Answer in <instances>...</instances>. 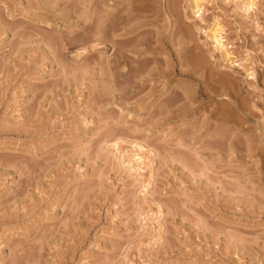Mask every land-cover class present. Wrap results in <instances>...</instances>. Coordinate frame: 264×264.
Returning a JSON list of instances; mask_svg holds the SVG:
<instances>
[{"label": "rangeland", "instance_id": "rangeland-1", "mask_svg": "<svg viewBox=\"0 0 264 264\" xmlns=\"http://www.w3.org/2000/svg\"><path fill=\"white\" fill-rule=\"evenodd\" d=\"M13 1L0 264H264V0H38L31 37ZM216 16L252 78L204 40Z\"/></svg>", "mask_w": 264, "mask_h": 264}, {"label": "bare ground", "instance_id": "bare-ground-1", "mask_svg": "<svg viewBox=\"0 0 264 264\" xmlns=\"http://www.w3.org/2000/svg\"><path fill=\"white\" fill-rule=\"evenodd\" d=\"M18 1V0H17ZM37 1L38 0H19V2H20V4H22L23 2H25V5L27 6V8H28V10L30 9V13H29V16L30 17H28V19H27V17L26 16H22L23 18H26L27 20H25L24 19V21H23V23H21V21L22 20H18V18L16 19V18H13L12 20H11V18H9L10 19V22H11V24H12V26L14 25V28H16V25H15V21H19V24H24L25 25V23H26V21H27V23L29 24L30 23V31L29 30H26V31H29V32H31V30H33V29H35L34 28V26L36 27V28H38L37 26L39 25L38 23V21H39V19L37 20V19H35L37 16L35 15V11H36V9H37V7H38V5L36 4L37 3ZM133 1V0H132ZM131 1V2H132ZM200 1L201 0H189V4H190V11H192V13L194 14L193 16L194 17H196V18H200L201 19V13H202V6H201V3H200ZM239 1V0H238ZM10 2V1H9ZM13 2H16V0L15 1H13ZM18 2V3H19ZM188 2V1H187ZM255 2V0H242V3H241V9L239 8V10L241 11V13H242V15H244V17L246 18H249V16H250V13H251V11H252V9L254 8V3ZM17 3V2H16ZM15 3V5L16 6H19V5H17ZM50 3V2H49ZM66 3V2H65ZM2 4H4L3 6H5V4H7V2H5V3H2ZM9 4V3H8ZM111 4V3H110ZM128 4V3H127ZM133 4H134V2H133ZM137 4V3H136ZM264 4V3H263ZM13 5H14V3H13ZM12 4L10 5L9 4V6L10 7H8V6H5L4 7V10H5V8H6V13H8V14H10L9 12H7V10H9V9H7V7L8 8H10L11 9V7L13 6ZM36 5V6H35ZM135 5V4H134ZM22 6V5H21ZM127 6V5H126ZM129 6H131L130 4L128 5V8H129ZM133 6V5H132ZM264 6V5H263ZM14 7V6H13ZM23 8H26V7H23ZM26 8V9H27ZM237 8V7H236ZM22 9V8H21ZM44 9V8H43ZM130 9V8H129ZM23 10V9H22ZM25 11V10H24ZM11 13H12V11H10ZM4 11H3V8H2V5L0 6V21H1V23L2 24H6V20H5V18L7 17L5 14H6ZM110 13H111V11H110ZM130 13V12H129ZM13 14V13H12ZM15 14V13H14ZM27 14V13H26ZM44 14V13H43ZM128 14V13H127ZM5 15V16H4ZM17 15V14H16ZM15 15V16H16ZM19 15V14H18ZM17 15V16H18ZM21 15V14H20ZM36 17H35V16ZM12 16V15H11ZM107 16V15H106ZM19 17V16H18ZM110 17V16H109ZM113 17V16H112ZM251 17V16H250ZM4 19V20H3ZM8 19V18H7ZM19 19H21L20 17H19ZM101 19V18H100ZM109 19H111V18H109ZM220 19V18H219ZM219 19L217 18V16L216 17H214L213 18V20H212V22L211 23H209V24H207L208 26H206V27H201L199 30H200V32L203 34V37H204V40L206 41V42H208L209 44V48L213 51V54L214 53H217L218 54V58H217V60L218 61H220V63H221V65L224 67H226V66H235V67H237L238 69H240V70H242L243 71V73L245 74V76H247L246 78H252L253 76H251V72L252 71H249L244 65H242V64H239V63H236V62H234V60H233V54H232V51H230V50H232L231 48H232V46L231 45H229L228 43H226L225 42V37H223L224 35H223V26L220 24V21H219ZM49 20V19H48ZM105 20H106V18H105ZM209 20V19H208ZM247 20V19H246ZM6 21V22H5ZM36 21L38 22V23H36ZM46 21V20H45ZM211 21V20H210ZM8 22H9V20H8ZM9 22V23H10ZM0 23V24H1ZM17 23V22H16ZM26 23V24H27ZM50 23V22H49ZM8 24V23H7ZM35 24H38L37 26L35 25ZM52 24V23H51ZM10 25V24H9ZM4 26H6V25H4ZM9 27V26H8ZM7 27V28H8ZM24 27V26H23ZM26 28H28V25H26L25 26ZM2 28V27H1ZM11 29H12V27H10ZM13 28V29H14ZM19 28V27H18ZM199 28V27H198ZM4 29V28H3ZM6 29V28H5ZM12 29V30H13ZM17 29V28H16ZM15 29V31L17 32V30ZM29 29V28H28ZM258 30H259V28H257ZM8 30H10V29H8ZM19 30V29H18ZM1 31H2V29H1ZM7 31V30H6ZM15 31H12V32H15ZM23 31V30H22ZM21 30H20V32L18 31L17 33H20L21 34V36H22V34L24 35V33L25 32H22ZM33 31H36V29L35 30H33ZM2 32H4V31H2ZM28 33V32H27ZM264 33V32H263ZM13 34V33H12ZM20 34H19V36H20ZM30 34L31 35H33L34 36V34L31 32V33H29V35L28 36H30ZM262 34V33H261ZM18 35V34H17ZM16 35V33H14V36H17ZM25 35H26V33H25ZM18 36V37H19ZM22 37H24V36H22ZM25 37H27V36H25ZM31 37V36H30ZM201 40V39H200ZM204 41V42H205ZM260 42V41H259ZM226 43V44H225ZM206 47V46H205ZM262 48H263V45H262ZM201 49V48H200ZM210 50V51H211ZM212 52H210V54H211ZM213 54H212V56H213ZM196 55V54H195ZM199 55V54H198ZM216 55V54H215ZM263 55V54H262ZM261 56V55H260ZM183 57V56H182ZM211 57V56H210ZM264 57V56H263ZM198 59V58H197ZM196 60V59H195ZM215 60V59H214ZM262 60H264V58L262 59ZM194 61V60H193ZM207 62V61H206ZM264 62V61H263ZM201 63V62H200ZM199 66V65H198ZM206 66V65H205ZM262 66V65H261ZM218 67V66H217ZM263 68H264V65L262 66ZM260 76H262V75H260ZM263 79H264V77H262ZM262 79V80H263ZM262 84V83H261ZM31 87H29V89H30ZM32 89H33V87H32ZM31 89V90H32ZM35 89H36V87H35ZM27 92V91H26ZM32 91H30V93H31ZM33 93V92H32ZM34 96V95H33ZM32 104V103H31ZM34 108V107H33ZM29 111V110H28ZM32 112V111H31ZM10 121V120H9ZM10 123V122H9ZM16 127V126H15ZM28 129V128H27ZM8 162V161H7ZM20 171V170H19ZM16 172V171H15ZM18 174V173H17ZM18 186V185H17ZM18 189L20 190V188L18 187ZM17 189V190H18ZM22 189V188H21ZM17 190H16V192H17ZM15 192V193H16ZM21 193V192H20ZM2 195V194H1ZM18 195V194H17ZM16 195V196H17ZM13 196H15V195H13ZM3 197V196H2ZM8 198V197H7ZM6 198V199H7ZM9 198H10V196H9ZM9 198H8V200H9ZM1 199H4V198H1ZM0 199V200H1ZM2 201V200H1ZM5 201V200H4ZM3 201V202H4ZM2 202V203H3ZM6 202V201H5ZM7 206V205H6ZM15 207H18V206H15ZM24 207V206H23ZM26 207V206H25ZM21 207H19L18 208V211H19V209H20ZM29 208V207H28ZM31 208V207H30ZM22 209V208H21ZM20 209V210H21ZM16 210V209H15ZM23 210H25V209H23ZM29 210V209H28ZM32 210V209H31ZM17 210H16V212L14 211L13 213H14V215L18 212ZM25 212H26V210H25ZM5 213V212H4ZM23 213V212H22ZM27 213H29V212H27ZM11 214V213H10ZM3 215V214H2ZM7 215H8V213H7ZM17 215V214H16ZM16 215H15V218H16ZM22 215V214H21ZM32 216V215H31ZM3 217V216H2ZM5 217V216H4ZM9 218H10V215L8 216ZM8 218V219H9ZM11 218H12V216H11ZM2 221H3V218L1 219ZM15 220V219H14ZM5 221V220H4ZM32 231V230H31ZM10 243V242H9ZM7 245V244H6ZM21 246V245H20ZM11 247V246H10ZM14 247V246H13ZM22 247V246H21ZM10 249V248H9ZM14 250H16L15 248H13ZM22 249V248H21ZM16 253V252H15Z\"/></svg>", "mask_w": 264, "mask_h": 264}]
</instances>
